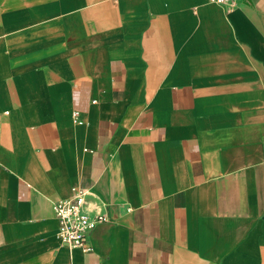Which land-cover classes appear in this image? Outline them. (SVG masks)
Returning a JSON list of instances; mask_svg holds the SVG:
<instances>
[{
	"label": "crops",
	"instance_id": "1",
	"mask_svg": "<svg viewBox=\"0 0 264 264\" xmlns=\"http://www.w3.org/2000/svg\"><path fill=\"white\" fill-rule=\"evenodd\" d=\"M0 264H264V0H0Z\"/></svg>",
	"mask_w": 264,
	"mask_h": 264
},
{
	"label": "built area",
	"instance_id": "2",
	"mask_svg": "<svg viewBox=\"0 0 264 264\" xmlns=\"http://www.w3.org/2000/svg\"><path fill=\"white\" fill-rule=\"evenodd\" d=\"M210 2L228 11H233L238 6V0H210ZM90 196L89 190L75 186L72 188L71 198L56 202L53 206L59 224L58 239L63 245L84 252L92 251L91 233L99 224L108 222L103 205L92 202Z\"/></svg>",
	"mask_w": 264,
	"mask_h": 264
}]
</instances>
